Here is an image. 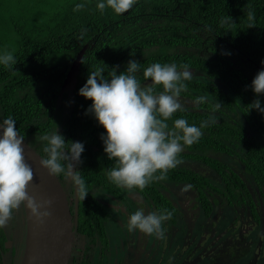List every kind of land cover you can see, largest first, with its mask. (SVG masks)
<instances>
[{
	"label": "trees",
	"instance_id": "16d2710c",
	"mask_svg": "<svg viewBox=\"0 0 264 264\" xmlns=\"http://www.w3.org/2000/svg\"><path fill=\"white\" fill-rule=\"evenodd\" d=\"M99 2L0 0V55L10 52L17 61L14 69L0 64V119L11 116L17 130L44 158L48 142L40 137L55 127L66 147L71 141L84 146L74 170L85 181L88 194L82 201L74 195L75 185L68 187L77 238L69 264H108L113 217L102 199L125 200L128 215L135 212L138 198L126 195L129 190L108 179L117 164L104 152L100 137L105 129L86 112L92 101L78 94L90 72L102 67L107 78L113 67L118 74L125 71L131 59L140 63L136 75L141 83L143 69L157 62L175 63L178 69L187 65L192 72L180 95L206 99L183 106L167 121L169 127L178 118L198 127L202 121L214 120L202 129L198 142L179 154L180 161L197 162L193 167L179 163L164 180L132 191L153 211L170 212L172 223L180 212L192 223L198 213L206 219L214 205L223 203L235 211L242 208L258 220V199L242 173L253 181L254 191L264 195V113L250 108L257 99L264 107V94L254 93L251 87L254 76L264 69V0H136L120 15L109 8L99 11ZM77 4L85 7L74 11ZM80 50L78 63L66 79ZM155 89L162 91L161 86ZM214 100L221 105L219 112L238 111L242 122L218 114ZM217 155L236 158L240 169ZM58 177L66 178L63 173ZM161 181L179 185L174 198L161 190L166 188ZM3 239L0 228V264H5ZM222 242L225 245L227 240ZM9 249L15 251L13 245ZM245 254V249L221 248L208 264H226L232 256L235 262Z\"/></svg>",
	"mask_w": 264,
	"mask_h": 264
},
{
	"label": "clouds",
	"instance_id": "9594fccd",
	"mask_svg": "<svg viewBox=\"0 0 264 264\" xmlns=\"http://www.w3.org/2000/svg\"><path fill=\"white\" fill-rule=\"evenodd\" d=\"M135 3L136 0H102L96 7L101 12L109 8L120 15ZM84 7V4H77L73 10L80 11ZM253 19L254 15L250 12L249 21ZM251 26L254 25L250 23ZM16 63L12 53L0 55V64L6 68L14 69ZM261 63L264 64V61ZM139 71L140 63L134 59L129 60L126 70L119 74L113 67L107 78L100 67L89 73L78 90L79 95L92 101L86 112L94 115L105 129L100 137L104 152L110 160L116 161L117 166L109 170L108 179L129 191H143L153 181L164 180L167 172L181 162L178 157L185 146L190 147L198 142L202 129L214 123L213 119H208L198 127L189 125L184 118L175 119L171 127L167 123L176 112L184 110L180 94L186 88L184 81L191 80L193 76L187 65L178 69L175 63H153L143 69L145 81H151L143 87L136 75ZM155 86H161L162 91L157 92ZM251 87L254 93L264 94V69L254 76ZM205 99L200 97L198 102ZM220 107V103L214 105L216 109ZM250 108L264 113L258 99L252 102ZM0 129V228L7 226L14 210L22 204L38 222H43L51 214L48 211L51 202H36L26 191L33 180V172L23 154L21 145L24 136L18 133L16 121L11 116L0 123ZM40 139L48 142L43 149L47 158H41L40 165L47 169L49 175L59 176L63 173L75 185L76 194L83 201L88 189L78 171L73 170L72 163L81 162L83 143L71 141L70 146L66 147V140L56 127L51 134H44ZM171 215L167 210L150 211L146 215L137 210L129 216L126 228L129 232L139 230L163 238L162 224Z\"/></svg>",
	"mask_w": 264,
	"mask_h": 264
},
{
	"label": "rangeland",
	"instance_id": "374dc122",
	"mask_svg": "<svg viewBox=\"0 0 264 264\" xmlns=\"http://www.w3.org/2000/svg\"><path fill=\"white\" fill-rule=\"evenodd\" d=\"M67 83V82H66ZM211 100V99H210ZM180 102L182 106L197 105L198 102L195 98H189L180 95ZM214 102H216L214 100ZM214 104H217L214 103ZM217 113L222 117L229 120H237L242 122L239 112L233 113L229 110ZM218 158L235 169H240L238 160L234 157L227 155H217ZM197 162L195 161H181L180 164L193 167ZM250 186L253 195L258 199V214L259 219L250 216L249 212H242V208L234 210L233 207L227 206L225 203L221 205H214L213 212L210 217L203 219L199 217V213L195 222L187 220L183 216V212L178 214L176 222L172 223L169 220L163 222L164 229L163 238H158L155 235H147L136 230L141 236V241L138 240L129 245V235L126 228L128 219L113 210L109 213L116 218L121 225L114 229L109 227L110 232H114L115 236L111 237V252L115 253L114 258L109 264H126V253L133 255L132 261L135 260L136 264H208L210 259L221 248L232 249L236 247L238 250L245 249L246 254L233 262V256L230 262L226 264H264V195L254 191L255 186L253 181L248 178L246 173H242ZM65 188L71 186L70 180L66 178L62 180ZM166 188L161 190L169 197L174 198V191L179 188V185L169 181H161ZM131 197L138 198L135 205V211L141 210L145 215L153 211L142 197L136 195L134 191H128ZM71 202L73 201L71 192H69ZM70 202V203H71ZM186 205V201H184ZM187 206V205H186ZM242 212V214H241ZM190 211H188L189 215ZM204 225V226H203ZM26 231H27V209L25 205H21L19 209L14 210L12 219L8 222L6 227L2 228L4 234L3 243L5 250L3 258L5 264H20L26 244ZM227 242L224 243L222 240ZM82 241L79 240L77 244L81 245ZM13 245L15 251L10 253V247ZM142 247L139 256L134 258L136 250ZM115 249V250H114ZM128 262V263H129Z\"/></svg>",
	"mask_w": 264,
	"mask_h": 264
},
{
	"label": "water",
	"instance_id": "95a60500",
	"mask_svg": "<svg viewBox=\"0 0 264 264\" xmlns=\"http://www.w3.org/2000/svg\"><path fill=\"white\" fill-rule=\"evenodd\" d=\"M82 51L77 53L67 78L78 63ZM149 83H151L150 79L143 81L141 85L143 87ZM2 122L0 119V123ZM18 133L22 135L21 132ZM21 146L24 149L25 161L33 172V180L28 184L26 191L36 202L50 201L48 211L51 214L44 218L43 222H38L26 207V244L20 264H69L74 241L70 197L62 180L58 176L49 175L47 169L40 165L39 161L44 157L25 137ZM72 163L74 170L76 162L72 161ZM74 195L76 196V187H74ZM109 206L122 211L127 219L129 218L124 206L118 204H109Z\"/></svg>",
	"mask_w": 264,
	"mask_h": 264
},
{
	"label": "flooded vegetation",
	"instance_id": "af4514ba",
	"mask_svg": "<svg viewBox=\"0 0 264 264\" xmlns=\"http://www.w3.org/2000/svg\"><path fill=\"white\" fill-rule=\"evenodd\" d=\"M68 180V179H67ZM66 191H67V189H66ZM67 193H68V196H69V192L67 191ZM126 195H128V196H131V194L130 193H126ZM109 199V200H108ZM108 199H102L101 201H102V203H104L105 205H107L109 208H111L113 211H115V212H119V213H121L124 217H125V219L127 220V216H126V214L125 213H123L122 211H120V210H115L113 207H111V206H109V204H118V205H120V206H124L125 208H126V211H127V214H128V209H127V202L125 203V200L124 201H122V200H119L118 198H115V197H113V196H109L108 197ZM111 217H113V223L112 224H110V226H111V228H115V227H120L121 225L119 224V222L116 220V218L114 217V216H111ZM73 220V219H72ZM110 234H109V237H112V236H115L114 235V232H110V231H108ZM128 234L129 235H131V236H129V245L130 246H133V243L134 242H136L137 240L140 242L141 241V236H138V239H136V235H139V233H137V231H134V232H129L128 231ZM76 237H75V235H74V241H73V248H74V245L76 244ZM110 240V239H109ZM111 241V240H110ZM111 243H112V241H111ZM111 243L109 244V246H108V253H109V260H108V264L110 263V261H112V259L114 258V254L115 253H113V252H111ZM115 250V249H114ZM74 251V249H72V252ZM142 251V247H139V250H136V255H135V257L134 258H136V257H138L139 256V254H140V252ZM126 256H127V260H130L131 262H127L126 264H136V262H135V260H133L132 261V256L133 255H130V254H128V253H126ZM71 257H72V255H71ZM71 260V259H70Z\"/></svg>",
	"mask_w": 264,
	"mask_h": 264
}]
</instances>
